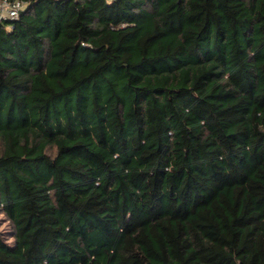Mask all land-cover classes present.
I'll return each instance as SVG.
<instances>
[{"label":"trees","instance_id":"trees-1","mask_svg":"<svg viewBox=\"0 0 264 264\" xmlns=\"http://www.w3.org/2000/svg\"><path fill=\"white\" fill-rule=\"evenodd\" d=\"M21 1L0 264H264V0Z\"/></svg>","mask_w":264,"mask_h":264},{"label":"built area","instance_id":"built-area-1","mask_svg":"<svg viewBox=\"0 0 264 264\" xmlns=\"http://www.w3.org/2000/svg\"><path fill=\"white\" fill-rule=\"evenodd\" d=\"M23 7L21 0H0V20L16 18Z\"/></svg>","mask_w":264,"mask_h":264},{"label":"rangeland","instance_id":"rangeland-1","mask_svg":"<svg viewBox=\"0 0 264 264\" xmlns=\"http://www.w3.org/2000/svg\"><path fill=\"white\" fill-rule=\"evenodd\" d=\"M0 229L9 237L10 225L7 219L0 213Z\"/></svg>","mask_w":264,"mask_h":264}]
</instances>
